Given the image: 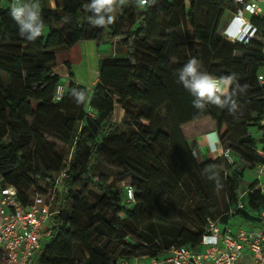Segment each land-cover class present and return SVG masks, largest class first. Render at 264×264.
I'll use <instances>...</instances> for the list:
<instances>
[{
	"label": "trees",
	"instance_id": "16d2710c",
	"mask_svg": "<svg viewBox=\"0 0 264 264\" xmlns=\"http://www.w3.org/2000/svg\"><path fill=\"white\" fill-rule=\"evenodd\" d=\"M53 1L54 7L50 0L24 1L38 3L44 24L30 42L0 0V187H15L27 205L35 194L47 197L64 170L68 175L52 237L30 264H81L76 245L87 256L84 264H124L162 257L172 247L197 248L208 219L235 227L239 217L249 223L245 228L253 226L264 204L258 180L248 188L254 192L247 208L229 212L245 170L264 164V146L250 132L257 127L264 137V31L262 41L248 44L221 37L231 8L225 0H157L151 7L125 0L104 27L91 24L90 0ZM108 40L124 53L101 58L93 91L71 81L56 101L58 87L74 77L70 63L68 76L56 72L57 52ZM193 57L201 71L234 74L247 85L235 97V113L211 104L203 111L193 107L195 97L178 79ZM73 89L85 92L84 103H76ZM116 107L126 112L122 122L115 120ZM203 129L217 134L233 164L223 157L197 160L190 141ZM101 161L121 177L95 175ZM93 187L100 195L90 203ZM179 214L188 226L171 225Z\"/></svg>",
	"mask_w": 264,
	"mask_h": 264
},
{
	"label": "built area",
	"instance_id": "2783aa9c",
	"mask_svg": "<svg viewBox=\"0 0 264 264\" xmlns=\"http://www.w3.org/2000/svg\"><path fill=\"white\" fill-rule=\"evenodd\" d=\"M1 2L11 8L14 0ZM185 2L189 5L191 0ZM225 2L231 8L227 11L226 19L219 30L220 36L231 43L248 44L252 40L262 41L264 0ZM259 83L264 87V74L259 76ZM67 86L68 84L58 87L56 101L64 97ZM212 148L219 153V157H223L230 164L234 163L230 151L224 149L220 142H213ZM262 154L264 155V151ZM256 169L260 173L256 190H261L264 196V164L258 165ZM67 177V171L64 170L55 186L48 191L47 197L35 194L27 205L21 202L15 187H0V264H30L34 256L41 251L43 242L52 237V218L56 212L51 209L55 197L63 191ZM250 192L253 193L254 190L239 191L230 215L236 216L238 211L247 208ZM134 201V190L128 188L127 202ZM236 220L241 221L239 217ZM207 222L206 232L197 248L172 247L162 257H143L124 264H246V257L254 264H264V204L258 213L257 222L250 228L223 224L221 220L208 219Z\"/></svg>",
	"mask_w": 264,
	"mask_h": 264
},
{
	"label": "clouds",
	"instance_id": "9594fccd",
	"mask_svg": "<svg viewBox=\"0 0 264 264\" xmlns=\"http://www.w3.org/2000/svg\"><path fill=\"white\" fill-rule=\"evenodd\" d=\"M156 2L157 0H136L139 6L144 7H151ZM124 3L125 0H90L87 11L93 14L90 17L91 24L97 27L112 24L115 20L113 13L116 6ZM10 16L18 25L19 34L27 41L34 42L42 35L44 24L38 3L14 0L10 8ZM178 79L183 87L195 97L192 101L193 107L200 111L205 110L206 106L211 104L220 109L227 108L230 113H235L238 108L235 97L247 88V85L239 84L234 74L216 77L206 71H201L200 62L195 57L190 58L179 70ZM71 95L77 104L86 101L84 91L73 89ZM216 142H219L218 138ZM206 171L212 172L210 178L218 176V173L211 168Z\"/></svg>",
	"mask_w": 264,
	"mask_h": 264
},
{
	"label": "rangeland",
	"instance_id": "374dc122",
	"mask_svg": "<svg viewBox=\"0 0 264 264\" xmlns=\"http://www.w3.org/2000/svg\"><path fill=\"white\" fill-rule=\"evenodd\" d=\"M51 5L54 7L55 3L53 0H50ZM226 19V18H225ZM95 46L91 49H87L84 44L76 45L75 47L67 50H59L57 52V58L59 61H65L72 64V69L76 76V81L79 82L82 86L86 88L92 87L93 82L98 78V70H99V60L105 56H110L114 52L118 53V55H123L124 49L115 42L108 40L104 43L98 45L94 44ZM59 65L57 64V67ZM3 80L6 82V79L4 75H2ZM68 80H66L67 82ZM88 111H90L88 109ZM91 115L93 116L92 112L90 111ZM117 116L115 114V120L117 121ZM250 132L252 135L255 136V138L260 142L259 147L264 146V137L261 135L260 130L257 127H253L250 129ZM197 138V137H196ZM198 137L197 139H199ZM215 142V141H214ZM212 144H210L212 148ZM219 146V145H218ZM212 148V158L219 157V153L216 151H213ZM70 159V156H69ZM235 161H237L238 166L241 165V162H239L238 159L235 158ZM93 173L97 176L104 175L108 176L110 178V181L114 178L121 177V172L117 171L116 169L109 168L103 161L96 164L94 167ZM260 179V173L257 169L249 167L247 170H245L244 174V182L242 185V190H247L251 184H253L255 181ZM122 185H127L126 183ZM41 187L46 188L47 184L45 182H41ZM59 195V196H58ZM55 197V202L52 205L51 211L57 210L58 205L60 204V197L61 194H58ZM100 195V191L98 188L93 187L91 188L90 192L88 193L89 201L90 203H94L97 201L98 197ZM74 202H70V206L73 207ZM88 218H86L87 220ZM248 222L236 220V226H248ZM171 225L174 227H183L186 226L187 223L184 220V218L179 214L177 217L173 219L171 222ZM188 226V225H187ZM87 256L82 252L79 245H76V259L79 263L84 264L86 262Z\"/></svg>",
	"mask_w": 264,
	"mask_h": 264
},
{
	"label": "crops",
	"instance_id": "0c3cea01",
	"mask_svg": "<svg viewBox=\"0 0 264 264\" xmlns=\"http://www.w3.org/2000/svg\"><path fill=\"white\" fill-rule=\"evenodd\" d=\"M81 44H84L87 49L92 50V48L95 46L94 44H97V43H95L93 41H83V42H80L79 44H77V46L81 45ZM67 63H69V62L59 61L57 58V64L59 66L56 68V72H58L64 76H68L69 75V69H68ZM71 66H72V64H71ZM71 81H75L77 84H79V82L76 81L75 73H74L73 78L68 79L67 84ZM97 82H98V78L93 82L92 87L87 88V89L90 92H92L95 85L97 84ZM115 114L118 117L117 121L122 122L123 119L125 118L126 112L124 110L116 107ZM201 131H203V132L200 133V131H199V133H200L198 136V137H200L199 139H197L198 138L197 137V138H194L190 141V144H191V147L194 151V154H195V156L199 162H204V161H207L210 159H215V158L211 157L212 148H211L210 144L213 143L214 141H216V138H218V136L215 132H205L204 129ZM263 182H264V179H263ZM244 262L246 264H254L253 261L249 257H246Z\"/></svg>",
	"mask_w": 264,
	"mask_h": 264
}]
</instances>
